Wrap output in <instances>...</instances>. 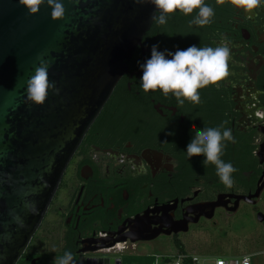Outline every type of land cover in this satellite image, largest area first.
<instances>
[{"label":"flooded vegetation","instance_id":"flooded-vegetation-1","mask_svg":"<svg viewBox=\"0 0 264 264\" xmlns=\"http://www.w3.org/2000/svg\"><path fill=\"white\" fill-rule=\"evenodd\" d=\"M205 3L215 11L212 23L189 26L198 10H177L164 25L153 20L123 61L126 70L65 167L17 264H53L66 251L75 264H98L108 259L103 250L116 244L133 246V256L150 255L137 254L139 246L207 247L208 235L232 233L242 206L249 207L244 218L258 221L264 187L257 199L250 196L264 180V7L248 13L231 0ZM221 43L230 50L229 75L200 89V104L181 106L171 93L143 90L140 65L152 45L174 53ZM221 125L236 141L224 142L221 157L236 169L231 187L215 165L203 164V155L186 153L195 130ZM258 223L264 229V221Z\"/></svg>","mask_w":264,"mask_h":264},{"label":"water","instance_id":"water-1","mask_svg":"<svg viewBox=\"0 0 264 264\" xmlns=\"http://www.w3.org/2000/svg\"><path fill=\"white\" fill-rule=\"evenodd\" d=\"M55 3L61 17L52 16ZM155 11L150 0H44L30 13L20 0H0V264H17L25 252ZM40 59L50 63L48 79L58 93L50 90L37 105L28 100L27 81Z\"/></svg>","mask_w":264,"mask_h":264},{"label":"clouds","instance_id":"clouds-1","mask_svg":"<svg viewBox=\"0 0 264 264\" xmlns=\"http://www.w3.org/2000/svg\"><path fill=\"white\" fill-rule=\"evenodd\" d=\"M51 5L54 0H47ZM30 13H35L44 3V0H20ZM155 6L152 19L158 24L167 23L168 16L177 10L189 15L198 10L197 15L189 21V26H205L212 23L215 16L214 9L205 3V0H150ZM223 3V0H218ZM231 3L252 13L254 9L264 7V0H231ZM64 9L60 3H55L52 11L53 18L61 17ZM159 12L157 16L156 13ZM158 45L151 46V55L140 65L143 74L140 78L141 86L145 92L160 90L165 96L173 94L179 105L185 100L200 104L199 90L210 84H218L229 75V48L221 43L213 47H197L192 45L184 50L177 49L173 52L158 51ZM168 57H171L170 59ZM39 59V58H38ZM50 63L40 59L34 75L27 81L28 100L37 105H42L47 99L50 90L56 91L55 86L48 79ZM220 127H207L195 130L191 142L187 145L188 158L203 155V164L215 165L217 175L227 187L233 184L232 173L236 171L233 165L225 163L221 157L226 147L225 141L235 143V138L230 129L221 131ZM53 264H75L74 255L66 251L62 257L54 260Z\"/></svg>","mask_w":264,"mask_h":264},{"label":"rangeland","instance_id":"rangeland-1","mask_svg":"<svg viewBox=\"0 0 264 264\" xmlns=\"http://www.w3.org/2000/svg\"><path fill=\"white\" fill-rule=\"evenodd\" d=\"M261 214L264 215V191L257 202ZM249 207L242 206L235 217L236 228L228 235L218 237L216 234L208 235L207 247L187 248L185 251L217 258H238L243 255H250L251 264H264V229L254 217L244 218V213ZM141 254H170L175 250L169 246L161 248H151L150 246H139L138 251ZM135 254V253H134ZM129 257V256H128ZM127 256L121 255L122 264H126Z\"/></svg>","mask_w":264,"mask_h":264},{"label":"built area","instance_id":"built-area-1","mask_svg":"<svg viewBox=\"0 0 264 264\" xmlns=\"http://www.w3.org/2000/svg\"><path fill=\"white\" fill-rule=\"evenodd\" d=\"M132 251H134L133 246L130 248L126 244H116L111 248L104 249L102 253L106 255V258L114 259V264H122L120 256L136 255L131 253ZM145 256L152 258L151 264H251L250 255L225 259L222 257L213 258L206 255L189 253L185 251L181 253L175 252L170 254H150Z\"/></svg>","mask_w":264,"mask_h":264},{"label":"trees","instance_id":"trees-1","mask_svg":"<svg viewBox=\"0 0 264 264\" xmlns=\"http://www.w3.org/2000/svg\"><path fill=\"white\" fill-rule=\"evenodd\" d=\"M176 252L181 253V252H185V250L178 246L176 248ZM125 262L126 264H151L152 262V258L146 257V256H127V258H125ZM19 264H26L24 259H21L19 261Z\"/></svg>","mask_w":264,"mask_h":264}]
</instances>
